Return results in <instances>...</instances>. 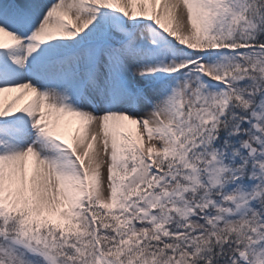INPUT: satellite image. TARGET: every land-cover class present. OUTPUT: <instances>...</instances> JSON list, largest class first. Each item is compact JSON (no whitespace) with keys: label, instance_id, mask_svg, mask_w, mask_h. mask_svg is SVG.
Listing matches in <instances>:
<instances>
[{"label":"snow or ice","instance_id":"obj_1","mask_svg":"<svg viewBox=\"0 0 264 264\" xmlns=\"http://www.w3.org/2000/svg\"><path fill=\"white\" fill-rule=\"evenodd\" d=\"M0 264H264V0H0Z\"/></svg>","mask_w":264,"mask_h":264}]
</instances>
